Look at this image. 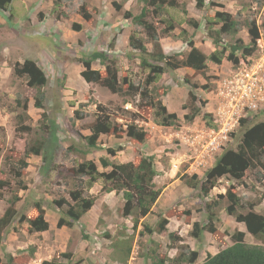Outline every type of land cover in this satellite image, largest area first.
Wrapping results in <instances>:
<instances>
[{
  "label": "rangeland",
  "instance_id": "rangeland-1",
  "mask_svg": "<svg viewBox=\"0 0 264 264\" xmlns=\"http://www.w3.org/2000/svg\"><path fill=\"white\" fill-rule=\"evenodd\" d=\"M113 1L121 5L120 10L113 7ZM178 1V8L169 7L168 12L160 16L150 12L146 17L160 33L159 43L165 53L186 52L187 47L182 39L192 34L196 47L205 54L213 51L214 46L203 31V18L204 15L212 17L216 10L228 11L238 19L240 24L235 37L241 38L244 43H251L249 28L253 22L258 28V37L253 44L252 55L241 59L236 66L226 59L221 64L208 61L205 72L208 78L190 68H180L160 76L157 85L160 88L168 87V92L160 99L168 111L177 114L180 125L176 128L156 124L151 107L137 106L138 96L112 93L98 84L85 82L80 76L82 67L78 59L94 50L108 49L109 43H112L108 53L115 59L120 78L126 76L134 83L143 81L146 72L139 67L136 52L128 45L129 35L141 29L130 24V19L126 22L123 17L125 11L138 13L142 8L141 0H12L7 10H0V178L11 179V163L17 166L18 159L27 160L29 166L22 170L21 176L26 189L17 188L20 200L15 206L20 214H27L32 211L35 201H41L45 219L49 223V228L42 232H30L27 222L16 225V230L8 232L0 247L3 261L11 254L15 257L13 264H40L42 260L52 258L67 263L60 253L72 252L73 260L68 264L75 261L79 264H148L159 257L171 258L180 252L188 254L189 251H196L198 256L193 264H199L207 254H214L232 244L231 236L237 230L244 232L246 243L264 245L263 236H252L244 223L226 210L229 203L226 193L232 187L238 196L236 213L254 211L264 214V155L260 157L258 167L247 169L241 180L224 175L207 195H203L199 187L205 171L221 152L237 148L245 125L264 120V108L242 115L241 118H253L244 126L239 121L214 148H210L208 143V129L211 127L200 116L186 122L183 115L187 110L182 108L188 92L183 79L187 78L189 83L205 84L208 89L199 88L197 91L207 99L205 110L212 114L213 127L219 125L215 122L221 102L218 86L232 70L242 66L249 58L257 59L262 52L257 42L264 35V0H211L221 6L207 4L203 11L195 7L194 0ZM81 5L91 14L88 21L79 13ZM180 5L186 8L187 16L201 23L199 29L194 30L186 24V15L181 12ZM169 21L175 28L165 34L163 30ZM74 23L81 25V29L75 30ZM139 34L145 40L146 47L152 50L151 41L145 38L143 32ZM225 39L232 41L227 37ZM25 59L36 62L47 75L42 108L34 106L35 89L26 84L25 78L13 73L14 63ZM98 67L102 68L98 62H94L93 68ZM17 99L23 102L27 100L26 114L17 104ZM98 103L121 129L132 122V113H138L140 117L134 123L147 132L145 141H131L124 133L121 137L101 135L99 145L113 148L120 145L121 150L110 155L104 149L96 148L84 154L89 149L83 136L90 134L88 125L94 120ZM75 110L83 113V117L76 118ZM42 113H45L46 122ZM19 123L29 126L30 130L16 131ZM45 124L49 128H45ZM40 135L47 138L45 158L33 154L25 157L26 144ZM138 150L155 155L156 166L162 170L155 184L165 193L154 210L133 228L131 217L122 214L123 200L120 194L101 191L100 179L86 188L87 178L84 176L78 180L71 169L83 159H91L103 171L105 169L97 161L101 157L106 155L113 161L127 162L138 156ZM182 175L186 178H181ZM192 175L197 178L191 179ZM188 181L197 182V185L191 187ZM12 187L16 188L14 185ZM77 187L82 188L85 195H96L95 205L72 227L58 228L56 221L60 211L53 200L69 198V191ZM10 192H5V199L10 197ZM207 204L218 228L217 237L206 230L199 236L192 233L194 221L200 224L206 221ZM5 207L6 201L0 200V215ZM65 207L63 204L62 208ZM172 208L189 210L190 220L185 222V216L170 217L166 230L158 232L159 217L165 216ZM143 224L153 232L148 233ZM82 231L89 234L86 239L82 238ZM172 231L180 240L168 237ZM127 244L130 251L122 261L119 258L124 256L122 250Z\"/></svg>",
  "mask_w": 264,
  "mask_h": 264
},
{
  "label": "trees",
  "instance_id": "trees-1",
  "mask_svg": "<svg viewBox=\"0 0 264 264\" xmlns=\"http://www.w3.org/2000/svg\"><path fill=\"white\" fill-rule=\"evenodd\" d=\"M12 0H0V10H7ZM142 8L135 15L125 11L123 17L130 19V22L141 29L146 39L151 41L152 50L145 45V40L134 30L128 37V45L136 52L139 59V67L146 72L143 81L134 83L126 76L120 78L114 57L109 55L108 51L112 47L109 43L108 49L94 50L85 57H81L78 61L81 64L80 76L87 83H95L106 88L112 93H118L126 96H138V107L143 105L149 106L153 109V118L156 124L161 126L179 127L180 121L175 112H170L162 103L160 96L168 92V87L160 88L157 85L160 76L166 72H175L180 68H190L196 73H200L205 78L208 61L214 64H221L223 59L231 62L234 66L239 64L241 59L250 55L254 50V42L258 37V28L253 22L250 24L249 33L251 35V43H244L241 38L235 37L239 30V21L230 12L225 10H216L214 15L207 17L204 15L203 31L205 36L210 39L214 46V50L209 54H205L202 50L195 46L193 41V34L189 38L182 39L187 47L186 52H163L159 43L160 33L155 24L149 21L146 17L151 12L154 16H160L168 12V8H178V0H141ZM116 10L121 9V5L117 2H112ZM195 7L203 11L207 4L213 6H221L219 3H213L211 0H194ZM181 12L186 15L187 10L180 5ZM79 13L85 21L91 19L90 12L84 5L79 8ZM9 19V16L6 17ZM171 20V19H169ZM186 24L190 25L194 30L200 28L201 23L189 16L184 17ZM73 28L80 30L81 25L74 23ZM174 24L169 21V25L163 30L166 34L169 30H173ZM184 32V31H183ZM230 38L232 41H227L225 38ZM131 54H129L130 56ZM98 62L102 68H93V63ZM13 73L19 78H25L26 84L35 89L34 106L42 108V102L45 99L43 87L47 82V75L43 69L33 60L25 59L23 62L16 61L12 67ZM183 81L188 87L187 99L183 104V109L187 112L183 115L186 122H192L195 117L200 116L207 126L213 127L212 114L205 110L207 99L202 97L201 93L197 91L199 88L208 89L207 85H198L196 83H189L187 78ZM17 104L21 105L24 114H26L27 100L25 102L16 100ZM22 102V103H21ZM97 112L94 120L88 125L90 134L83 136L89 150L84 151V154L91 149H104L108 154L115 155L117 150H121V146L116 148L111 146L102 147L99 145V137L101 135H111L121 137L124 133L131 141L142 143L147 137V132L134 123L140 115L138 113L131 114V123L126 124L125 129L118 128L117 124L113 122L109 115L103 112L104 107L98 103L96 104ZM76 118L83 117V113L74 111ZM43 121L46 122L45 113H42ZM20 118V116H19ZM253 117L241 118V126H244L248 120ZM45 119V120H44ZM251 121V120H250ZM49 128L48 124L44 125ZM240 143L236 149L228 148L221 152L214 164L209 167L205 173L204 178L199 181L200 190L203 195H207L212 187L217 183V180L224 175H229L237 180H241L244 173L249 168H256L261 163L260 157L264 155V120L252 122L250 125H245ZM30 127L19 123L16 131L28 132ZM49 131H45L47 133ZM47 138L39 136L32 142H28L25 146V157L29 154L42 155L44 157V148ZM101 166L105 169L99 171L94 160L83 159L75 167H72V172L78 180L86 177V188H90L92 184L99 179L102 180L101 191L105 193L115 192L120 194L123 200L122 214L123 216H130L132 219L133 228H135L141 219H144L151 213L152 206L157 201L162 192V188L156 187V178L160 172L156 166L155 155L153 153H146L138 150V156L127 162H115L109 160L108 157L101 158ZM18 163V165H17ZM16 165L11 163L10 175L12 178H0V200L6 201V207L0 215V247L3 246L6 235L11 230H16V225L27 222L28 230L30 232H42L49 228V223L45 219L44 205L41 201H35L32 206V211L27 214H20L15 204L20 200V196L16 193L18 189H26V185L22 181V170L29 166L27 160L20 158ZM182 175L181 178H186ZM196 175H192L191 179H196ZM16 182V184H15ZM81 182V181H78ZM191 187L196 186L197 182L188 181ZM12 185L16 186L13 188ZM12 189V192H10ZM5 192H10V197L5 199ZM97 197L96 195L84 194L82 188H73L69 191V198H60L53 200L56 209L60 211V216L56 221L58 228L62 226L72 227L74 224L80 222L84 214L89 211L94 205ZM226 199L229 202L226 210L229 214L243 222L246 230L254 237H264V214H259L254 211H248L245 214L236 213L235 206L237 205L238 196L232 190V187L227 190ZM66 205L62 208V205ZM207 219L203 224L197 221L192 223V233L199 236L203 230L213 233L215 237L218 236L217 225L213 222L212 211L209 210V205H206ZM185 216V222L190 219V211H182L177 208L168 210L165 216H160L157 221V231L164 232L168 224V218ZM217 221V219H216ZM143 227L148 233L153 232L149 226ZM82 238L86 239L89 234L82 231ZM171 240H180L179 236L173 231L168 233ZM262 237V238H263ZM232 244L220 249L214 254H207L205 259L199 264H264V245L250 244L244 241V232L237 230L232 236ZM125 243V242H124ZM123 249V247H121ZM32 253V249L30 250ZM130 247L127 244L122 250L124 256H120V260L124 261L127 258ZM61 257L67 259V263H61L56 258L50 260L44 259L40 264H68L73 260L72 252L60 253ZM196 251L180 252L174 257H159L148 264H193L197 259ZM15 257L7 255L6 261L0 255V264H13ZM73 264H79L75 261Z\"/></svg>",
  "mask_w": 264,
  "mask_h": 264
},
{
  "label": "built area",
  "instance_id": "built-area-1",
  "mask_svg": "<svg viewBox=\"0 0 264 264\" xmlns=\"http://www.w3.org/2000/svg\"><path fill=\"white\" fill-rule=\"evenodd\" d=\"M257 44L262 51L259 57L247 59L218 86L221 102L215 122L219 125L216 124L217 129H208L210 148L220 145V139L226 138L227 132L240 121L242 115L264 108V35Z\"/></svg>",
  "mask_w": 264,
  "mask_h": 264
},
{
  "label": "crops",
  "instance_id": "crops-1",
  "mask_svg": "<svg viewBox=\"0 0 264 264\" xmlns=\"http://www.w3.org/2000/svg\"><path fill=\"white\" fill-rule=\"evenodd\" d=\"M132 14L135 15L136 13H132ZM127 20H128V19H126V22H128ZM129 22H130V21H129ZM130 24H132V23H130ZM132 25H133V24H132ZM105 157H107V156L105 155L104 157H101V158H105ZM101 158H100V159H101ZM108 158H109V157H108ZM100 159H99V160H100ZM99 160H97V161H98L99 164H100V161H99ZM109 160L112 161V159H110V158H109ZM94 161H95V160H94ZM95 162H96V161H95ZM115 162H116V161H115ZM168 162H170V161H168ZM96 164H97V163H96ZM100 166H101V164H100ZM97 167H98V165H97ZM101 167H102V166H101ZM99 168H100V167H98V170L100 171ZM102 168H103V167H102ZM174 168L177 169L176 166H175ZM157 169H158V166H157ZM158 170H159V171H162V170H160V169H158ZM163 171H164V170H163ZM164 193H165V191H162V192H161L160 196L158 197V199H157V201L155 202V204L152 206V209H151V210H154L155 206L158 204L159 200L163 197V194H164ZM147 216H148V215H147ZM142 220H144V219H142Z\"/></svg>",
  "mask_w": 264,
  "mask_h": 264
}]
</instances>
